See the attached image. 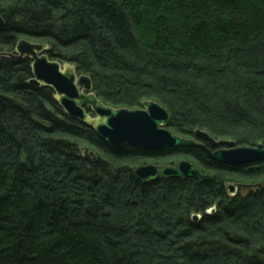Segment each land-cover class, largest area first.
Returning <instances> with one entry per match:
<instances>
[{
  "label": "trees",
  "instance_id": "16d2710c",
  "mask_svg": "<svg viewBox=\"0 0 264 264\" xmlns=\"http://www.w3.org/2000/svg\"><path fill=\"white\" fill-rule=\"evenodd\" d=\"M22 39L75 65L109 106L157 101L179 136L201 129L254 146L264 143V0H0V264H264V187L227 190L232 177H264V161L114 147L52 86L31 83L33 59L12 56ZM173 155L223 174L135 177Z\"/></svg>",
  "mask_w": 264,
  "mask_h": 264
},
{
  "label": "water",
  "instance_id": "95a60500",
  "mask_svg": "<svg viewBox=\"0 0 264 264\" xmlns=\"http://www.w3.org/2000/svg\"><path fill=\"white\" fill-rule=\"evenodd\" d=\"M44 44L22 39L18 42L14 57L29 56L33 59L35 85H50L57 92V97L65 112L90 126L99 137L107 140L114 147L132 146L145 151H161L166 148L196 147L205 149L212 160L230 166H242L264 161V143L255 146H237L232 140H216L210 133L197 129L196 139L185 138L167 128L170 120L169 111L159 102L148 100L139 109L114 108L101 101L93 91L92 79L79 75L73 64L64 65L51 60ZM197 139L206 141L212 150ZM137 180L148 183L159 178H195L211 181L213 176L203 173L188 160H180L174 165L143 164L134 170ZM264 187L258 184H228L230 195L239 189L250 190ZM212 208L208 213H214ZM195 214L193 220L198 221Z\"/></svg>",
  "mask_w": 264,
  "mask_h": 264
},
{
  "label": "rangeland",
  "instance_id": "374dc122",
  "mask_svg": "<svg viewBox=\"0 0 264 264\" xmlns=\"http://www.w3.org/2000/svg\"><path fill=\"white\" fill-rule=\"evenodd\" d=\"M28 39V38H27ZM29 41H31V42H36V43H41L42 44V42H39V41H37V40H32V39H29ZM64 65H67V64H69V63H63ZM80 75V74H79ZM157 102V101H156ZM139 109V108H138ZM183 137V136H182ZM185 138H186V136H185ZM216 138V137H215ZM216 139H218V140H232L230 137H218V138H216ZM233 141V140H232ZM255 146V145H254ZM177 159H180V160H188V161H190V162H192L193 164L195 163L198 167H202V165L199 163V161L195 158V157H191V156H189V155H177V156H169V157H167L166 159H164L163 161H161L162 163L163 162H167V163H169V165H174V163H177L176 161H178ZM179 160V161H180ZM151 163V161H148V163ZM205 172L206 173H210V174H214V175H216V174H223L222 172H217L216 170H206L205 169ZM229 177H232L231 175H228ZM232 179H234V180H237V181H235V182H230L229 184H258V183H264V177H262V178H259V179H253V180H242V179H240L239 177H232ZM242 192L243 193H246L247 192V190H243L242 189Z\"/></svg>",
  "mask_w": 264,
  "mask_h": 264
},
{
  "label": "flooded vegetation",
  "instance_id": "af4514ba",
  "mask_svg": "<svg viewBox=\"0 0 264 264\" xmlns=\"http://www.w3.org/2000/svg\"><path fill=\"white\" fill-rule=\"evenodd\" d=\"M215 138V137H214ZM193 139H196V136L194 135V137H193ZM216 139V138H215ZM198 141H200L201 143H203V144H205L207 147H209V148H211L212 150H215L216 148H212L211 146H210V144L208 143V142H206V141H203V140H200V139H197ZM216 140H218V139H216ZM200 150H202V151H204L205 153H207V151L205 150V149H202V148H200ZM240 190V189H239ZM238 190V191H239Z\"/></svg>",
  "mask_w": 264,
  "mask_h": 264
}]
</instances>
